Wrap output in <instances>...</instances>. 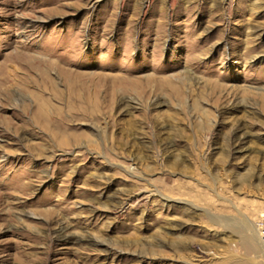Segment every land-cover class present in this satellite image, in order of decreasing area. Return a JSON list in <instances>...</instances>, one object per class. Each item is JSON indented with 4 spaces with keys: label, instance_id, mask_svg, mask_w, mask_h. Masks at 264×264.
<instances>
[{
    "label": "rangeland",
    "instance_id": "rangeland-1",
    "mask_svg": "<svg viewBox=\"0 0 264 264\" xmlns=\"http://www.w3.org/2000/svg\"><path fill=\"white\" fill-rule=\"evenodd\" d=\"M264 0H0V264H264Z\"/></svg>",
    "mask_w": 264,
    "mask_h": 264
},
{
    "label": "built area",
    "instance_id": "built-area-1",
    "mask_svg": "<svg viewBox=\"0 0 264 264\" xmlns=\"http://www.w3.org/2000/svg\"><path fill=\"white\" fill-rule=\"evenodd\" d=\"M257 228L259 231V235L262 239H264V218L261 219L258 223H257Z\"/></svg>",
    "mask_w": 264,
    "mask_h": 264
}]
</instances>
